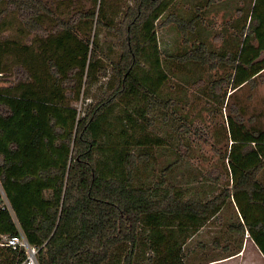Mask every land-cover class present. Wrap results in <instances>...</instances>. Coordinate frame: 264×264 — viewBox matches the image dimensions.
Wrapping results in <instances>:
<instances>
[{
    "label": "trees",
    "instance_id": "obj_1",
    "mask_svg": "<svg viewBox=\"0 0 264 264\" xmlns=\"http://www.w3.org/2000/svg\"><path fill=\"white\" fill-rule=\"evenodd\" d=\"M168 1L134 0L115 27L112 17L102 20L101 3L98 10L85 11L119 37L121 51L107 69L97 44L78 33L79 11L65 18L56 0H0V17L13 10L25 32H34L22 43L0 37V233L22 232L36 246L39 264H189L185 241L227 199L239 215L229 226L247 230L264 255V127L244 120L241 104H230L226 115V182L206 200L184 198L173 184L133 182L135 167L150 160L152 147L160 143L155 137L131 136L140 149L115 151L111 168L95 158L122 102L142 92L151 105H169L157 95L166 75L155 33V20ZM168 21L183 32L194 26L193 19L175 14L161 23ZM263 50L264 0H254L235 56L198 41L176 58L209 67L231 61V71L209 82L213 93L230 96L246 83L256 84L264 71ZM100 75H106L103 91L80 114L71 94L77 98L81 86ZM124 109L133 128L132 112ZM170 169L171 164L164 168ZM24 257L22 248L1 242L0 264Z\"/></svg>",
    "mask_w": 264,
    "mask_h": 264
},
{
    "label": "rangeland",
    "instance_id": "obj_2",
    "mask_svg": "<svg viewBox=\"0 0 264 264\" xmlns=\"http://www.w3.org/2000/svg\"><path fill=\"white\" fill-rule=\"evenodd\" d=\"M133 1L56 0V8L65 18L73 12H80L75 21L78 33L97 44L109 69V59H116L121 51L119 37L115 30L96 22L95 15L85 16V11H96L101 3L105 16L102 20L107 21L108 17H112L115 27ZM253 1H168L164 11L155 20V33L161 67L166 75L157 95L167 99L169 105H151L142 92L133 95L128 102H122L110 116L109 136L104 138L101 147L95 151V158L101 165L111 168L115 163L112 159L115 151H138L141 146L135 144L131 136L147 135L157 138L160 143L152 147L153 157L150 160L135 167L134 183L146 186L173 184L182 191L184 198L202 200L211 198L222 189L226 182L223 172L226 161H223L222 154L223 149L230 144L225 130L226 115L230 104H241L244 120L264 127V71L256 79L255 85L246 83L229 96V91L226 94L213 93L209 82L231 71V61L209 67L208 62L180 61L176 55L198 41H203L210 50L229 53L231 58L235 56L244 38ZM170 14L193 19V28L183 32L173 21L161 23ZM0 19L1 38L7 36L22 43L34 36L33 31L25 32L15 17V11H8ZM143 65L147 68L146 64ZM7 76L13 81L12 75ZM105 81L106 75H100L99 80L91 85H82L77 98L71 94L70 102L80 114L87 108L90 99L94 101L103 91ZM1 83L4 82L0 80ZM125 107L132 112V120L135 121L133 128L123 118ZM168 164H171V169L165 171ZM238 220L233 201L227 199L219 212L185 241L183 248L186 261L189 264H200L206 259L228 255L245 244L246 236V247L253 246L254 241L247 230L229 226ZM141 252V248H137V253ZM260 252L257 248L256 263L264 264V255ZM148 253L146 251L144 257L141 254L144 258L142 262L145 263Z\"/></svg>",
    "mask_w": 264,
    "mask_h": 264
},
{
    "label": "crops",
    "instance_id": "obj_3",
    "mask_svg": "<svg viewBox=\"0 0 264 264\" xmlns=\"http://www.w3.org/2000/svg\"><path fill=\"white\" fill-rule=\"evenodd\" d=\"M1 190V187H0ZM13 216L14 221H16L15 216ZM7 233H0V244L5 239V236ZM248 241L247 236L244 238V245L239 247L235 252H230L228 255H224L222 257H218L216 259H206L210 260L203 264H213V263H219V264H257V245L254 243V245H249L248 248L246 247V242ZM248 249V250H246ZM259 250V249H258ZM260 251V250H259ZM261 253V252H260ZM262 254V253H261ZM263 255V254H262ZM241 257V258H239ZM242 259L241 261L239 259ZM215 261V262H214Z\"/></svg>",
    "mask_w": 264,
    "mask_h": 264
},
{
    "label": "built area",
    "instance_id": "obj_4",
    "mask_svg": "<svg viewBox=\"0 0 264 264\" xmlns=\"http://www.w3.org/2000/svg\"><path fill=\"white\" fill-rule=\"evenodd\" d=\"M2 243L10 245L12 248H22L25 251V257L17 264H39L36 246L30 244L22 232L7 234Z\"/></svg>",
    "mask_w": 264,
    "mask_h": 264
}]
</instances>
